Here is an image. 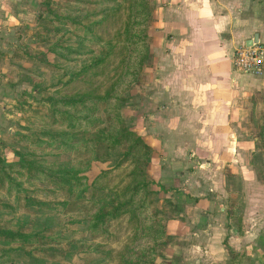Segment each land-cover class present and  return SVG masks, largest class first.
<instances>
[{
    "label": "rangeland",
    "instance_id": "obj_1",
    "mask_svg": "<svg viewBox=\"0 0 264 264\" xmlns=\"http://www.w3.org/2000/svg\"><path fill=\"white\" fill-rule=\"evenodd\" d=\"M163 1L39 0L17 29L2 65L15 87L0 119V264L169 258L177 209L149 173L142 132Z\"/></svg>",
    "mask_w": 264,
    "mask_h": 264
},
{
    "label": "crops",
    "instance_id": "obj_2",
    "mask_svg": "<svg viewBox=\"0 0 264 264\" xmlns=\"http://www.w3.org/2000/svg\"><path fill=\"white\" fill-rule=\"evenodd\" d=\"M38 1L0 0V119L15 87L2 65ZM158 9L164 48L142 132L153 151L149 173L177 209L165 264H200L201 255L207 264H264V67L244 74L232 65L236 47L255 36L264 44V0H164Z\"/></svg>",
    "mask_w": 264,
    "mask_h": 264
},
{
    "label": "built area",
    "instance_id": "obj_3",
    "mask_svg": "<svg viewBox=\"0 0 264 264\" xmlns=\"http://www.w3.org/2000/svg\"><path fill=\"white\" fill-rule=\"evenodd\" d=\"M235 71L244 74L260 73L264 67V44L256 41L236 47L232 53Z\"/></svg>",
    "mask_w": 264,
    "mask_h": 264
},
{
    "label": "trees",
    "instance_id": "obj_4",
    "mask_svg": "<svg viewBox=\"0 0 264 264\" xmlns=\"http://www.w3.org/2000/svg\"><path fill=\"white\" fill-rule=\"evenodd\" d=\"M125 130H126L125 127L122 126L120 132H125ZM261 140H262V138H261ZM261 140H260V141H261ZM236 258H237L236 255H234V256L232 257L231 261H232V262L237 261Z\"/></svg>",
    "mask_w": 264,
    "mask_h": 264
},
{
    "label": "water",
    "instance_id": "obj_5",
    "mask_svg": "<svg viewBox=\"0 0 264 264\" xmlns=\"http://www.w3.org/2000/svg\"><path fill=\"white\" fill-rule=\"evenodd\" d=\"M256 41H257V36H255L253 39H251L247 45H250L252 42H256Z\"/></svg>",
    "mask_w": 264,
    "mask_h": 264
}]
</instances>
